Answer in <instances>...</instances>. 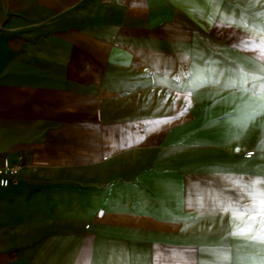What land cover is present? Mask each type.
<instances>
[{"label":"crops","instance_id":"1","mask_svg":"<svg viewBox=\"0 0 264 264\" xmlns=\"http://www.w3.org/2000/svg\"><path fill=\"white\" fill-rule=\"evenodd\" d=\"M206 1L0 0V169L23 158L0 264H264L230 234L264 192V83L228 46L264 0ZM208 119L243 122L211 138L244 151L207 142Z\"/></svg>","mask_w":264,"mask_h":264},{"label":"rangeland","instance_id":"2","mask_svg":"<svg viewBox=\"0 0 264 264\" xmlns=\"http://www.w3.org/2000/svg\"><path fill=\"white\" fill-rule=\"evenodd\" d=\"M207 4L210 3L209 0L206 1ZM204 14V18H205ZM208 26H211V22L209 20H207V26L205 25V28L208 29ZM251 31L253 32V36L248 39H244V40H240V42H236L234 43H229L228 46L230 48H233L235 50H240V51H244L247 53L246 56H239L237 53L233 58V62L235 63V65L237 67L243 68L245 70H247L248 72L253 74V80L251 81V83L253 84H263L264 83V54H262L261 48L264 47V39L260 38L263 35V32L261 31V28H252ZM256 32V34L254 33ZM243 41H247L248 42V49H254V50H246L245 49V44L243 43ZM207 46L214 51L215 48L211 45V44H207ZM203 79H207V77L205 75H202ZM213 79V77H212ZM202 95H201V99H202ZM213 97H215L213 94H207L206 96L203 97V99H212ZM226 98V97H224ZM244 97L242 96H236V97H231L230 99H233L234 101H238L239 99H243ZM203 110H209L208 108H203ZM257 126V125H255ZM215 129L217 128H222V131L227 129V128H235L238 132L240 130H242L245 127V124L243 122H237V123H233L232 121L230 123H212L210 121V119H208L207 123L204 124H200V131L202 133L203 129H205V133H208V139L205 138V140H207V142H211L212 140L214 142H219L221 145H225V148H227L228 145L226 141L223 140V138H219L217 136V134L221 131L219 130V132H217L216 136H214L213 138H211V133L213 131V128ZM189 132V144L190 142H195L196 141V137H191V133H194L192 129L188 130ZM221 131V132H222ZM220 132V134H221ZM203 135V134H202ZM224 137V136H223ZM203 140V136H200L198 138V143H200ZM221 140V141H220ZM243 138H238L235 140L236 144H239L243 141ZM181 139L180 138H176L173 141L170 142L169 146L172 147L173 149H176L177 151H179V149L181 148ZM204 142V141H203ZM231 145V144H229ZM224 147V146H223ZM228 149V148H227ZM228 150H230L229 152L231 153H236V154H241L244 149L239 148L238 146H233L230 147ZM179 159V156H177V161ZM178 164V163H177Z\"/></svg>","mask_w":264,"mask_h":264},{"label":"snow or ice","instance_id":"3","mask_svg":"<svg viewBox=\"0 0 264 264\" xmlns=\"http://www.w3.org/2000/svg\"><path fill=\"white\" fill-rule=\"evenodd\" d=\"M234 22V21H233ZM238 26H247V24L241 21ZM264 31V27L261 28ZM246 50L248 49V42L243 41ZM262 54H264V47L261 48ZM264 96V92L260 93ZM183 113H181L182 115ZM264 183V181L260 182ZM229 208H225L228 211ZM233 213V219L237 222L234 231L230 234L234 236H244L250 238L252 241H256L264 244V192L259 193V199L251 206L241 205L236 203L231 207ZM103 215V213H101ZM257 222L260 224V228L256 229Z\"/></svg>","mask_w":264,"mask_h":264},{"label":"built area","instance_id":"4","mask_svg":"<svg viewBox=\"0 0 264 264\" xmlns=\"http://www.w3.org/2000/svg\"><path fill=\"white\" fill-rule=\"evenodd\" d=\"M106 2H122L124 0H103ZM22 156H19L17 158V162L14 163L13 165H7L4 168L0 169V180L1 181H6L9 184H12L16 186L18 184V175L20 171L22 170Z\"/></svg>","mask_w":264,"mask_h":264},{"label":"bare ground","instance_id":"5","mask_svg":"<svg viewBox=\"0 0 264 264\" xmlns=\"http://www.w3.org/2000/svg\"><path fill=\"white\" fill-rule=\"evenodd\" d=\"M220 103V102H219Z\"/></svg>","mask_w":264,"mask_h":264}]
</instances>
